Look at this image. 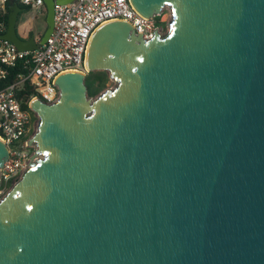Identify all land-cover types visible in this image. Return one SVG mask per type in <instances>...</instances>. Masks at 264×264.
<instances>
[{
  "label": "water",
  "instance_id": "95a60500",
  "mask_svg": "<svg viewBox=\"0 0 264 264\" xmlns=\"http://www.w3.org/2000/svg\"><path fill=\"white\" fill-rule=\"evenodd\" d=\"M9 1L0 38L43 44L54 0L26 40ZM130 1L170 30L101 25L85 67L116 86L92 100L70 71L30 102L41 158L0 199V264H264V0Z\"/></svg>",
  "mask_w": 264,
  "mask_h": 264
},
{
  "label": "built area",
  "instance_id": "2783aa9c",
  "mask_svg": "<svg viewBox=\"0 0 264 264\" xmlns=\"http://www.w3.org/2000/svg\"><path fill=\"white\" fill-rule=\"evenodd\" d=\"M8 1L0 0V34L6 30L3 18ZM18 2L23 9L34 13L45 8L43 0ZM164 9L171 14L169 6H165L159 14L146 17L130 0H54L53 28L43 44L22 50L0 38V81L9 69L19 66L22 70L14 82L0 86V141L9 154L0 167V194L9 185H14L36 160V146L28 141L33 136V117L38 115L30 108V102L34 99L47 104L56 102L60 91L55 79L60 74L70 71L87 73L85 58L89 42L101 25L125 21L132 25L136 34L141 33L144 39H149L154 31L160 35L161 24L158 22H161ZM26 81L34 93L24 108L16 93Z\"/></svg>",
  "mask_w": 264,
  "mask_h": 264
},
{
  "label": "trees",
  "instance_id": "16d2710c",
  "mask_svg": "<svg viewBox=\"0 0 264 264\" xmlns=\"http://www.w3.org/2000/svg\"><path fill=\"white\" fill-rule=\"evenodd\" d=\"M18 2V0H16ZM19 3V2H18ZM10 1L7 3V12L4 15V24L7 27V19H8V12ZM19 5L23 8V6L19 3ZM27 9H24L26 11ZM22 12L18 14V18ZM18 21V20H17ZM161 25L164 24V22H158ZM16 33L17 35L26 40L30 38L33 33L29 26L27 24H16ZM22 70L19 66H16L14 68L9 69L8 74L0 81V86H5L7 84H10L14 82L17 78V74L20 73ZM109 79V74L105 70H96V71H89L86 73V76L84 78V83L86 85V93L88 96H94L96 95L105 85L106 81ZM33 89L26 81L23 83L22 87L17 91V97L21 101L22 107L27 108V101L29 100L30 96L33 95Z\"/></svg>",
  "mask_w": 264,
  "mask_h": 264
},
{
  "label": "rangeland",
  "instance_id": "374dc122",
  "mask_svg": "<svg viewBox=\"0 0 264 264\" xmlns=\"http://www.w3.org/2000/svg\"><path fill=\"white\" fill-rule=\"evenodd\" d=\"M34 16V17H32ZM45 17H46V9L42 8L39 12L34 13L32 10H26L24 12H22L18 18L17 23L19 25L25 23L29 26V28L31 29L32 33L36 36V37H40L45 28H46V21H45ZM160 21L164 22V24L159 26V33L161 36H166L170 30V23L172 21V15L169 13V11L167 9H164V11L162 12V15L160 17ZM16 23V24H17ZM116 86V82L111 79L109 77V79L106 81L104 87L94 96H88L90 99H95L98 95H100L101 93H103L106 90H111ZM33 121H34V129L31 131V134H34L36 129H37V124L39 122V117L35 116L33 117ZM34 150V149H33ZM37 158H41L40 155H35L34 153V159ZM13 185H9V187L5 188L1 194H0V198H2V196L5 195V193L7 191H9L12 188Z\"/></svg>",
  "mask_w": 264,
  "mask_h": 264
},
{
  "label": "crops",
  "instance_id": "0c3cea01",
  "mask_svg": "<svg viewBox=\"0 0 264 264\" xmlns=\"http://www.w3.org/2000/svg\"><path fill=\"white\" fill-rule=\"evenodd\" d=\"M24 24V23H23Z\"/></svg>",
  "mask_w": 264,
  "mask_h": 264
}]
</instances>
